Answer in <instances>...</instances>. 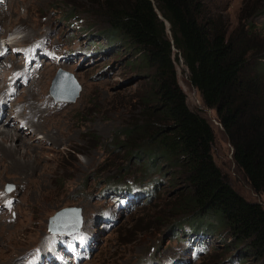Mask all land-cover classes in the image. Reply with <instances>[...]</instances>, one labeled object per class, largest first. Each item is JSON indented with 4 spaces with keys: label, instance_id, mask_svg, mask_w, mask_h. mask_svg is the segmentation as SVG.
<instances>
[{
    "label": "rangeland",
    "instance_id": "374dc122",
    "mask_svg": "<svg viewBox=\"0 0 264 264\" xmlns=\"http://www.w3.org/2000/svg\"><path fill=\"white\" fill-rule=\"evenodd\" d=\"M100 1L6 0L1 7L0 40L14 51L0 57V91L15 68L23 75L25 71L27 80L33 78L36 65L31 70L22 67L34 58L28 46L41 42L48 55L37 76L20 86L14 97L18 111L11 114L8 110L0 122V130L5 128L13 136L3 143L0 132V206L6 201L9 207L0 214V264H15L28 250L43 247L50 218L68 207H80L83 228L95 234L96 250L81 264H242L243 246L229 243L224 230L217 234L201 231L189 241L191 247L182 241L185 235L179 240L169 232L167 222L163 223L169 214L166 206L184 187L182 180L174 176L175 181L171 180L170 167L149 202L146 194L140 196L144 198L141 202L127 194L107 193L108 185L135 181L133 169L125 173L130 168L127 158L109 152L107 144L139 113L138 97L148 87L152 70L131 48L108 42L102 34L104 22L93 13ZM205 2L225 27L254 24L264 42V0ZM176 67L190 108L214 129L212 152L224 176L246 199L264 202V195L252 187L235 162L216 110L205 105L182 59ZM59 69L72 72L82 86L74 102L52 95ZM23 119L28 121L27 128L22 127ZM247 259V264H258L253 257Z\"/></svg>",
    "mask_w": 264,
    "mask_h": 264
},
{
    "label": "trees",
    "instance_id": "16d2710c",
    "mask_svg": "<svg viewBox=\"0 0 264 264\" xmlns=\"http://www.w3.org/2000/svg\"><path fill=\"white\" fill-rule=\"evenodd\" d=\"M94 6L108 42L131 48L152 70L138 97L139 113L107 144L127 158L125 173L133 169L135 181L107 191L147 193L149 202L170 167L171 180L184 186L163 220L174 238L192 242L201 231L224 230L229 243L243 246L242 264L248 257L264 264V202L246 199L224 176L212 152L214 129L190 108L176 67L182 59L205 105L216 110L235 162L264 195V42L255 25L228 29L205 0H102Z\"/></svg>",
    "mask_w": 264,
    "mask_h": 264
},
{
    "label": "water",
    "instance_id": "95a60500",
    "mask_svg": "<svg viewBox=\"0 0 264 264\" xmlns=\"http://www.w3.org/2000/svg\"><path fill=\"white\" fill-rule=\"evenodd\" d=\"M51 90L57 100L74 102L80 96L82 86L72 72L59 69L53 80ZM80 219L81 211L78 208L61 210V212H58V214L52 217V220H56V222L52 225V229L54 231L65 232L76 230L81 225ZM74 221H77V224Z\"/></svg>",
    "mask_w": 264,
    "mask_h": 264
},
{
    "label": "bare ground",
    "instance_id": "6f19581e",
    "mask_svg": "<svg viewBox=\"0 0 264 264\" xmlns=\"http://www.w3.org/2000/svg\"><path fill=\"white\" fill-rule=\"evenodd\" d=\"M2 15V13H1ZM5 45V44H4ZM7 50V47L4 48L3 45L0 47V57L3 56V53ZM1 64V63H0ZM27 68H31V65H27L26 66ZM31 70V69H30ZM18 73H20V77H18L19 79H29L30 77H28L26 75V72L24 71V75L19 71ZM16 71H15V77L14 79H17L16 78V74H18ZM77 79V78H76ZM14 93V90H11L9 93H6L5 91H3V89H1L0 91V98L2 100V103L5 105L6 108H3L2 106L0 107V122L4 119L5 116H7V111L9 110L12 113V110L13 109H16V105L15 106H11L10 105V102H11V96L12 94ZM15 112V111H14ZM14 118L11 119V121H14L13 120ZM24 120V119H23ZM12 123V122H11ZM11 123H8L10 127ZM11 128V127H10ZM8 129V128H7ZM12 130V128H11ZM20 130V129H19ZM1 134H2V142L5 143L7 141V138L10 137L12 138L13 136L10 135L11 131H8L6 130L5 128L2 130H0ZM12 134V133H11Z\"/></svg>",
    "mask_w": 264,
    "mask_h": 264
},
{
    "label": "clouds",
    "instance_id": "9594fccd",
    "mask_svg": "<svg viewBox=\"0 0 264 264\" xmlns=\"http://www.w3.org/2000/svg\"><path fill=\"white\" fill-rule=\"evenodd\" d=\"M65 70V69H64Z\"/></svg>",
    "mask_w": 264,
    "mask_h": 264
}]
</instances>
